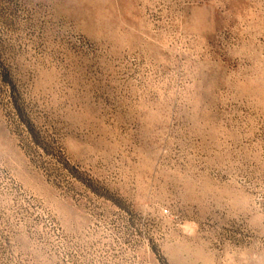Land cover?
Masks as SVG:
<instances>
[{
	"label": "rangeland",
	"instance_id": "374dc122",
	"mask_svg": "<svg viewBox=\"0 0 264 264\" xmlns=\"http://www.w3.org/2000/svg\"><path fill=\"white\" fill-rule=\"evenodd\" d=\"M0 264H264V0H0Z\"/></svg>",
	"mask_w": 264,
	"mask_h": 264
}]
</instances>
